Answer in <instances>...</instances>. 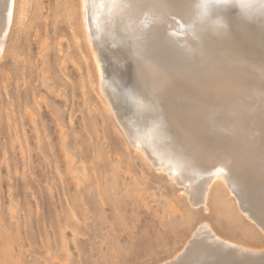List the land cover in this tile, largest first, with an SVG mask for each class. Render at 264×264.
<instances>
[{
  "label": "rangeland",
  "instance_id": "obj_1",
  "mask_svg": "<svg viewBox=\"0 0 264 264\" xmlns=\"http://www.w3.org/2000/svg\"><path fill=\"white\" fill-rule=\"evenodd\" d=\"M72 1L33 0L24 23L6 30L7 51L0 56V264H245V258L264 264L263 232L226 191L221 213L214 202L207 211L191 206L205 198L214 176L224 174L241 208L264 228V0H185L179 23L162 0L163 22L150 13L136 27L124 21L127 0H86L104 72L101 86L120 130L101 112L96 92L89 90L84 100L81 72L71 60L86 80L73 38L77 29L67 17ZM7 3L0 1V31L6 29ZM132 140L153 163L177 173L190 202L166 172L132 152ZM62 147L76 158L78 187ZM237 241L261 251H242Z\"/></svg>",
  "mask_w": 264,
  "mask_h": 264
},
{
  "label": "bare ground",
  "instance_id": "obj_2",
  "mask_svg": "<svg viewBox=\"0 0 264 264\" xmlns=\"http://www.w3.org/2000/svg\"><path fill=\"white\" fill-rule=\"evenodd\" d=\"M1 1V0H0ZM126 1V0H125ZM124 0L122 1V2H125ZM198 2H199V0H197ZM256 1V0H255ZM254 1V2H255ZM261 1V0H260ZM70 2V1H69ZM72 3V4H71ZM71 3H69V6H66V8H67V17H68V19H71V20H73V23L75 24V27H76V29H77V31H74V33H73V38H75V40H74V42L76 43L75 45H76V48H77V50H78V52H79V54H80V57L82 58V60H83V62H84V64H85V75H86V80H85V78H83V73H82V69H81V66H80V64L78 63V62H76L75 60H73V58L71 59L72 61H73V63H74V65L76 66V68H77V70L79 71V72H81L80 73V75H81V81H80V84H81V90H82V93H83V97H84V100H85V102L86 101H88L89 100V90L90 91H92V93H94V92H96V95H97V98L99 99V101H100V103H101V112L103 113L104 112V114H105V116H108L109 118H110V120L112 119V121H113V123H114V125H115V128L117 129V130H120V128L118 127V123H117V121H115V119H114V115H113V113L114 112H112V107H111V105H110V101H109V98H108V96L104 93V89H102V86H101V83L103 84L104 83V81L102 82V80H103V78H102V75H103V73H102V71H103V69H102V65H101V60H100V58H99V56L97 55V52L95 51V48H94V45H93V43H92V40H91V34H90V28H89V23H88V18H87V13H86V7H87V5H86V0H73ZM121 3V2H120ZM251 3V2H250ZM252 3H253V1H252ZM251 3V4H252ZM259 3V2H258ZM32 4H33V0H8V3H7V11H6V15H5V20H4V22H3V25H5V28L6 29H2L1 31H0V56H2L3 55V53L4 52H6L7 50V38H8V35H9V33L8 34H6V30H9L11 27H12V24L14 23V22H17L18 24H23L24 23V21L26 20V18H27V16H28V14H29V12L32 10ZM119 4V3H118ZM206 4V3H205ZM262 4V3H261ZM238 5H240V4H237V6ZM253 5V4H252ZM263 5V4H262ZM2 6V5H1ZM242 6V5H241ZM164 7V2L162 1V0H127V2H126V5H125V7H124V11H123V17H124V21L127 23L126 25H129V26H131V27H136V26H139V25H141L142 24V22L144 21V15L145 14H150V13H156V15H158L157 17L159 18V21H161V22H163L162 21V17H163V15H162V11H163V8ZM253 7V6H252ZM1 8V7H0ZM117 8V7H116ZM121 10H122V5H121ZM218 8H221V6L220 7H218ZM226 8V7H225ZM236 8H238V7H236ZM249 8V7H248ZM212 9H214V6H213V8ZM11 12L12 13V18H11V24H10V26L8 25V23H7V12ZM226 11V10H225ZM121 12V11H120ZM212 12H214V11H212ZM227 12V11H226ZM31 13H33V15H32V19H34V17H35V12H31ZM261 13V12H260ZM167 14V13H166ZM182 14H184L185 15V13H182ZM186 14H188V13H186ZM232 15V14H231ZM169 16V15H168ZM153 17V16H152ZM228 17L230 18V16H229V14H228ZM232 17V16H231ZM157 18V19H158ZM179 18V17H178ZM210 18V17H209ZM212 18V17H211ZM152 19H154V20H157L156 19V17H154V18H152ZM167 19V18H166ZM180 19V18H179ZM178 19V20H179ZM224 19V18H223ZM147 20H150L151 22H152V20L151 19H147ZM153 20V21H154ZM150 21H148V23L150 24L151 22ZM171 21V20H170ZM121 21H119L118 23H120ZM72 23V24H73ZM117 23V22H116ZM122 23V22H121ZM147 23V22H146ZM165 23H167V22H165ZM184 23H185V21H184ZM15 24V23H14ZM13 24V25H14ZM115 24V23H114ZM113 24V25H114ZM145 26H146V24H145V22L143 23ZM208 24V23H207ZM116 25V24H115ZM182 25V24H181ZM153 26V25H152ZM174 26V25H173ZM249 26V25H248ZM3 27V26H2ZM169 28H170V26H168ZM175 27V26H174ZM115 28V27H114ZM117 28V27H116ZM142 28V27H141ZM154 28V27H153ZM152 28V29H153ZM185 28V27H184ZM131 29V28H130ZM155 29V28H154ZM175 29V28H174ZM188 29V28H187ZM112 30V29H111ZM252 30V29H251ZM10 31H11V29H10ZM149 31H150V28H149ZM154 31V30H153ZM169 32V31H168ZM212 32V31H211ZM45 33V32H44ZM129 33V32H128ZM181 33V32H180ZM209 33V32H208ZM122 34V33H121ZM101 35V34H100ZM130 36V35H129ZM118 37H120V36H118ZM178 37H180V36H178ZM123 38V37H122ZM60 39H61V37H60ZM121 39V38H120ZM119 39V40H120ZM140 39V38H139ZM161 39V38H160ZM106 40H107V38H106ZM137 40V39H136ZM141 40V39H140ZM178 40H180V38H178ZM81 41L83 42V44L81 43ZM142 41V40H141ZM186 42L185 40H182V42ZM44 42H45V40H44ZM128 42V41H127ZM119 43V42H118ZM256 43V42H255ZM68 44V43H67ZM186 44H188V43H186ZM184 44H182V46H183ZM264 45V44H263ZM184 46H186V45H184ZM183 46V47H184ZM190 46V45H189ZM260 46V45H259ZM110 49V48H109ZM261 49H262V47H261ZM68 50V49H67ZM104 50V49H103ZM122 51V50H121ZM105 52V51H104ZM196 53V52H195ZM194 53V54H195ZM263 53V52H262ZM103 55V54H102ZM119 55V54H118ZM190 55V54H189ZM112 56H114V54L112 55ZM125 56V55H124ZM191 57V56H190ZM194 57V56H193ZM192 57V58H193ZM104 58V57H103ZM117 58V57H116ZM191 58V59H192ZM195 58V57H194ZM113 59V58H112ZM138 59V58H137ZM143 60V59H142ZM140 61V60H139ZM116 62H118L117 60H116ZM135 62V61H134ZM143 62V61H142ZM198 62V61H197ZM195 63V62H194ZM102 64H104V63H102ZM119 64V63H118ZM132 64V63H131ZM126 65V64H125ZM106 67V66H105ZM127 67V66H126ZM117 69V68H116ZM122 69V68H121ZM164 69V68H163ZM145 70V69H144ZM119 71V70H118ZM150 71V70H149ZM155 72V71H154ZM157 72V71H156ZM166 72V71H165ZM108 73V72H107ZM106 73V74H107ZM127 73H129L128 71H127ZM150 73V72H149ZM162 73H163V71H162ZM169 73V72H168ZM213 73H214V71H213ZM119 74V73H118ZM117 74V75H118ZM151 74H153V73H151ZM159 74H161V73H159ZM158 74V75H159ZM172 74V73H171ZM180 74V73H179ZM216 74V73H215ZM155 75V74H154ZM211 75H212V73H211ZM217 75H218V73H217ZM221 75V74H220ZM220 75H218V76H220ZM142 76V75H141ZM157 76V75H156ZM155 76V77H156ZM161 76V75H160ZM168 76V75H167ZM166 74H165V79H166ZM222 77H223V75H221ZM159 77V76H158ZM164 77V76H163ZM170 77V76H169ZM174 77V76H173ZM157 78V77H156ZM216 78H218V77H216ZM224 78V77H223ZM168 79V78H167ZM170 79V78H169ZM172 79V78H171ZM215 79V78H214ZM140 80V79H139ZM174 80H175V78H174ZM217 80V79H216ZM112 81V80H111ZM156 81V80H155ZM158 81V80H157ZM182 81V80H181ZM218 81V80H217ZM144 82H146V81H144ZM153 82V81H152ZM172 82V81H171ZM170 82V83H171ZM210 82V81H209ZM223 82V81H222ZM158 83V82H157ZM203 83H205V82H203ZM212 83V82H211ZM165 84H166V82H165ZM172 84V83H171ZM212 84H214V82L212 83ZM224 84V83H223ZM105 84H103V86H104ZM172 85H174V84H172ZM172 85L170 86V87H172ZM185 85H186V83H185ZM209 85V84H208ZM126 86V85H125ZM147 86V85H146ZM156 86H157V84H156ZM211 86V85H210ZM161 86H159V88H160ZM170 87H169V89H170ZM213 87V86H212ZM211 87V88H212ZM222 87H223V85H222ZM225 87V86H224ZM162 88H163V86H162ZM165 88V87H164ZM208 88H210V87H208ZM250 88V87H249ZM139 89V88H138ZM166 89H168V88H166ZM186 89H187V87H186ZM223 89V88H222ZM221 89V90H222ZM251 89V88H250ZM143 90V89H142ZM160 90V89H159ZM165 90V89H164ZM210 90V89H209ZM208 90V91H209ZM216 90V89H215ZM224 90V89H223ZM94 91V92H93ZM219 91V90H218ZM252 91V90H251ZM188 92V91H187ZM216 92V91H215ZM214 91H213V94L215 93ZM59 93V92H58ZM204 93V92H203ZM210 93V92H209ZM219 93H220V91H219ZM243 94H244V92H242ZM252 93V92H251ZM208 94V93H207ZM230 94H231V92H230ZM233 94V93H232ZM242 94V95H243ZM211 95V94H210ZM217 95V97H218V94H216ZM240 95V94H239ZM172 96V95H171ZM234 96H235V94H234ZM241 96V95H240ZM204 97V96H203ZM202 97V98H203ZM206 97V96H205ZM216 97V96H215ZM235 97H237V96H235ZM211 98V97H210ZM229 98H231V97H229ZM253 98V97H252ZM255 98H256V96H255ZM219 99V98H218ZM233 99V98H232ZM237 99V98H236ZM238 99H240V98H238ZM237 99V100H238ZM242 99V98H241ZM243 99H244V97H243ZM236 100V101H237ZM252 100V99H251ZM255 100V99H254ZM254 100H252L253 101V104H254V102H256V101H254ZM211 101H212V99H211ZM213 101H214V99H213ZM218 101V100H217ZM230 101H231V99H230ZM239 102H241L240 100H238ZM237 101V102H238ZM244 101H246V100H244ZM243 102V101H242ZM251 102V101H250ZM250 102H248L247 101V103H250ZM88 103V102H87ZM214 103V102H213ZM218 103V102H217ZM246 103V104H247ZM245 104V105H246ZM195 105V104H194ZM234 105V104H233ZM241 105H242V107H245V105H243L242 103H241ZM215 106V105H214ZM218 106V105H217ZM253 105H251V107H252ZM263 106V105H262ZM96 107V106H95ZM94 107V108H95ZM98 107V106H97ZM235 107V106H234ZM233 107V109H234V111H235V109L236 108H234ZM248 106H246V108H247ZM228 108V107H227ZM240 108H241V106H240ZM245 108V109H246ZM249 108V107H248ZM218 109V108H217ZM224 109V108H223ZM244 109V108H243ZM242 109V110H243ZM259 109V108H258ZM99 110V109H98ZM226 110V109H225ZM249 110V109H248ZM29 111V110H28ZM32 111V110H31ZM114 111V110H113ZM223 112H224V110H222ZM244 111V114H245V110H243ZM96 112H97V110H96ZM99 112H100V110H99ZM99 113L100 115L102 114V113ZM214 112V111H213ZM98 113V112H97ZM229 116L231 117L232 116V114H233V112H232V114L230 115V110H229ZM227 113V114H228ZM252 113V112H251ZM255 113V112H254ZM254 113L253 114H251V115H254ZM257 113V112H256ZM256 113H255V115H256ZM33 114H35L34 112L32 113V112H28V118H29V121H30V119H31V122H34V123H36L37 124V122H35V117H34V115ZM223 114V113H222ZM240 114H243V113H240ZM99 115V116H100ZM239 115V114H238ZM237 115V116H238ZM116 116V115H115ZM241 116V115H240ZM229 118V117H228ZM233 118V117H232ZM221 119H222V115H221ZM239 119H241V118H239ZM238 119V120H239ZM106 121V120H105ZM120 121H121V119H120ZM229 122H230V120H228ZM101 122H102V120H101ZM201 122V121H200ZM215 122V121H214ZM227 122V121H226ZM226 122H225V125H226ZM231 122H232V120H231ZM236 122V121H235ZM240 122V121H239ZM33 123V124H34ZM106 123H107V121H106ZM106 123H105V125H106ZM221 123V122H220ZM251 123V122H250ZM33 124H32V126H33ZM35 124V125H36ZM118 124V125H117ZM252 124V123H251ZM34 125V126H35ZM213 125V124H212ZM221 125V124H220ZM235 125H239V124H235ZM33 126V127H34ZM38 126V125H37ZM228 126H230V125H228ZM240 126V125H239ZM238 126V127H239ZM251 126H253V125H251ZM59 127H61V126H59ZM221 127V126H220ZM227 127V126H226ZM143 128V127H142ZM240 128V127H239ZM236 129V130H238V131H241L240 129ZM35 129H36V131L38 130L39 131V128L37 129V127H35ZM34 129V130H35ZM225 129V128H224ZM223 129V130H224ZM234 129H235V127H234ZM245 129V128H244ZM60 130H62V129H60ZM231 130V129H230ZM215 131V130H214ZM222 131V130H221ZM232 131V130H231ZM249 131V130H248ZM258 131V130H257ZM61 132V131H60ZM62 133H63V130H62ZM233 133V132H232ZM232 133H231V135H232ZM236 133V132H235ZM40 134V133H39ZM236 134H238V133H236ZM215 135V134H214ZM245 135V134H244ZM248 135V134H247ZM257 135V134H256ZM60 136V135H59ZM213 136V135H212ZM234 136V135H233ZM235 136H237V135H235ZM234 136V137H235ZM249 136V135H248ZM248 136H246V138L248 137ZM38 137V136H37ZM61 137H64L63 138V140L65 139V136H61ZM229 137V136H228ZM231 137V136H230ZM40 138V137H39ZM217 138V137H216ZM225 138V137H224ZM236 138V137H235ZM240 138H241V136H240ZM243 138H245V137H243ZM242 138V139H243ZM249 138V137H248ZM257 138V137H256ZM126 139V138H125ZM218 139H219V137H218ZM232 140L234 139V138H231ZM216 140V139H215ZM215 140H213V141H215ZM222 140H224L223 138H222ZM226 140H229V138L228 139H225L224 141H226ZM231 140V141H232ZM238 140V139H237ZM244 140V139H243ZM257 140V139H256ZM255 140V141H256ZM39 141V140H38ZM41 141V140H40ZM61 141H62V139H61ZM60 141V142H61ZM65 141V140H64ZM213 141H212V143H213ZM220 141H221V138H220ZM224 141H223V143H224ZM245 141V144H246V139L244 140ZM244 141L242 142L243 144H244ZM261 141V140H260ZM62 143V142H61ZM211 143V144H212ZM227 143V142H226ZM225 143V144H226ZM237 143V142H236ZM248 143H250V142H248ZM253 143V142H252ZM259 142H257V144H258ZM39 144H40V142H39ZM64 144H65V142H64ZM264 144V143H263ZM131 146H132V152H135L137 155H138V157H139V159L144 163V164H148L149 166H151V167H153L156 171H158V172H160V174L162 173V172H166V177H167V179L171 182V183H175L176 185H178V186H180V183H179V181H178V176H177V173L174 171V170H171V169H169V168H166L165 167V165H162V164H156V163H153L152 161H151V159L149 158V156L147 155V153L145 152V150L143 149V147L140 145V144H138V143H135V142H133V140H132V142H131V144H130ZM236 145V144H235ZM66 147V145H63V147ZM211 146V145H210ZM213 146H215L214 145V143H213ZM264 146V145H263ZM22 147V145L20 146V149H22L21 148ZM62 147V148H63ZM212 147V146H211ZM240 148V147H239ZM262 148V147H261ZM69 149V148H68ZM211 149V148H210ZM224 149V148H223ZM227 149V148H226ZM233 149V148H232ZM63 150H64V158H65V160H66V169H67V171L70 173V174H72V176L74 177V179L76 180L75 182H76V186L77 185H79V183L81 182V177L79 176V174H78V172H79V170H77L78 168H76L75 167V163H74V161H75V157L67 150V149H65V148H63ZM262 150V149H261ZM263 150H264V148H263ZM223 152V151H222ZM225 152V151H224ZM218 153V152H217ZM212 154V153H211ZM215 154V153H214ZM213 154V155H214ZM225 154H226V152H225ZM229 154V153H228ZM223 155V154H222ZM230 155V154H229ZM260 155V154H259ZM262 155V154H261ZM228 156V155H227ZM75 159H74V158ZM198 157V156H197ZM201 157H203V156H201ZM207 158H209V157H207ZM200 159V158H199ZM198 159V160H199ZM203 159V158H202ZM201 159V160H202ZM222 159V158H221ZM204 160V159H203ZM203 160H202V162H203ZM206 160V159H205ZM213 160V159H212ZM214 161V160H213ZM199 162H200V160H199ZM198 162V163H199ZM206 161H204V163H205ZM200 164V163H199ZM210 164V163H209ZM208 164V165H209ZM223 164V163H222ZM224 165V164H223ZM210 166V165H209ZM222 168H224V167H222ZM202 171H203V165H201L200 166V168H199V172L200 173H202ZM94 172H96V169H95V171ZM157 173V172H156ZM237 173V172H236ZM240 172H238V174H239ZM208 174V173H207ZM206 174V175H207ZM234 174V173H233ZM95 175H96V173H95ZM97 176V175H96ZM165 176V175H164ZM186 176V175H185ZM240 176V175H239ZM194 177V176H193ZM235 177V176H234ZM80 178V179H79ZM208 178V177H207ZM231 178V177H230ZM209 179V178H208ZM237 179H239V178H237ZM236 179V180H237ZM241 179V178H240ZM98 181V180H97ZM96 181V182H97ZM99 182V181H98ZM236 182V181H235ZM249 183V182H248ZM97 184V183H96ZM99 184V183H98ZM98 184H97V186H98ZM183 184H185V183H183ZM204 184V183H203ZM75 186V187H76ZM185 186H186V184H185ZM184 185H181L180 187H179V189H178V194H179V196L185 201V202H190V198H189V194L190 193H188V189L185 187ZM245 186H247V185H245ZM78 187V186H77ZM205 188V187H204ZM192 189V188H191ZM191 189L189 190V191H191ZM233 189H234V187H233V183L231 182V180L227 177V176H225L224 174H217L216 176H214L211 180H210V182H209V184H208V186H207V190H206V194H205V198L198 204L197 202H196V204H192L191 206L192 207H199V206H201L202 207V209H204V210H209V209H211V203L212 202H214V204H215V206L217 207V212L218 213H221L222 211H223V204H224V192L226 191V194H228V196H230L231 197V199L233 200V204H234V207L241 213V214H243L244 216H245V218L246 219H248L252 224H255L254 226H258L259 227V231L261 230L262 232H263V234H264V228L263 227H261L255 220H257V219H253L252 218V216L250 217L244 210H243V208H241V206L239 205V202H238V200H237V197L235 196V194H234V191H233ZM204 191V190H203ZM191 192H193V191H191ZM195 193V192H194ZM252 193V192H251ZM248 195V194H247ZM255 199V198H254ZM199 202V201H198ZM264 203V202H263ZM169 204H170V206H172V207H174L175 206V202H174V200L173 199H171L170 201H169ZM258 205V204H257ZM12 207V206H11ZM258 209H259V207H258ZM262 209V208H261ZM205 211V212H206ZM256 213V212H255ZM260 213V212H259ZM259 215H261V214H259ZM254 216H256V215H254ZM262 216V215H261ZM260 216V217H261ZM257 218H258V216H256ZM262 218V217H261ZM67 220V219H66ZM64 221V222H67V221ZM260 219L258 218V221H259ZM264 220V219H263ZM63 222V224L65 225V224H67V223H64ZM206 222V221H205ZM206 223H208V222H206ZM260 223H261V221H260ZM69 224V223H68ZM71 224V223H70ZM203 224V223H202ZM205 224V223H204ZM263 225H264V222H263ZM207 226V225H206ZM208 226H209V224H208ZM66 228H67V226H66ZM208 228V227H207ZM68 229H70L69 227H68ZM210 229H211V227H210ZM213 229V228H212ZM62 231V230H61ZM67 231V230H66ZM213 235L215 234L216 235V237H218V238H222L217 232H215L214 231V229H213ZM261 232V233H262ZM71 233H74V231H72ZM75 235V234H74ZM214 235V236H215ZM73 237V236H72ZM74 238V237H73ZM218 238H216V239H218ZM223 239V238H222ZM225 239V238H224ZM207 241V240H206ZM227 241H229V240H227ZM226 241V242H227ZM231 241V240H230ZM223 242V241H222ZM225 242V243H226ZM230 243V242H229ZM236 244V245H238L240 248H242V251H243V249L244 250H249V251H254V252H258L259 250L261 251V249L259 248V247H255V246H251V245H249V244H245L244 242L243 243H241V242H239V241H237V242H233V244ZM205 245V244H204ZM206 247V246H205ZM210 247H211V250H215L214 248H212V246L210 245ZM225 248V247H224ZM223 248V249H224ZM183 249V248H182ZM226 249H227V247H226ZM262 249H264V247L262 248ZM225 250V249H224ZM180 251H182V250H180ZM203 251V250H202ZM216 252H218V249L217 250H215ZM214 251V252H215ZM241 251V252H242ZM259 251V252H260ZM204 252V251H203ZM202 252V253H203ZM215 252V253H216ZM222 252V251H221ZM225 252H226V250H225ZM236 252H238V251H236ZM214 253V254H215ZM219 253V252H218ZM239 253V252H238ZM237 253V254H238ZM244 253V252H243ZM225 254V253H224ZM255 254H257V253H255ZM201 255V254H200ZM199 255V256H200ZM221 255V254H220ZM226 255V254H225ZM176 256V255H175ZM198 256V257H199ZM173 257V256H172ZM203 257V256H202ZM217 257V256H216ZM256 257H257V255H256ZM219 258H220V256H219ZM243 258V257H242ZM258 258V257H257ZM175 259V258H174ZM196 259V258H195ZM199 259V258H198ZM246 259V258H245ZM244 259V261H247V263L248 262H250V261H248V260H245ZM247 259H249V258H247ZM67 260V259H66ZM214 260H216L215 258H214ZM243 260V259H242ZM250 260H251V258H250ZM258 260V259H257ZM256 259H255V261L256 262H260V260H258L257 261ZM255 261H254V263H255ZM65 262V261H64ZM63 263V262H62ZM193 263H194V260H193ZM201 263V262H200ZM244 263V262H243ZM247 263H245V264H247ZM251 263H253V260L251 261ZM251 263H248V264H251ZM256 264H258V263H256ZM260 264V263H259Z\"/></svg>",
  "mask_w": 264,
  "mask_h": 264
},
{
  "label": "snow or ice",
  "instance_id": "obj_3",
  "mask_svg": "<svg viewBox=\"0 0 264 264\" xmlns=\"http://www.w3.org/2000/svg\"><path fill=\"white\" fill-rule=\"evenodd\" d=\"M184 3L185 0H167V6H170L172 9L175 10L173 20L177 23H179L180 20L183 19L182 12L184 10ZM177 17H179L180 20H176ZM11 18H12V13L9 11L7 12V23L9 26L11 24Z\"/></svg>",
  "mask_w": 264,
  "mask_h": 264
}]
</instances>
